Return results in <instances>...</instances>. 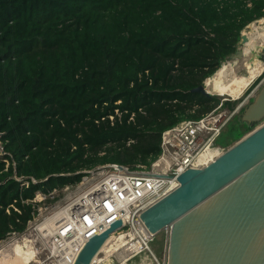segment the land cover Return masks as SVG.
<instances>
[{"label": "trees", "instance_id": "16d2710c", "mask_svg": "<svg viewBox=\"0 0 264 264\" xmlns=\"http://www.w3.org/2000/svg\"><path fill=\"white\" fill-rule=\"evenodd\" d=\"M261 19L264 0H0V243L37 218L38 193L99 166L150 167L165 131L221 105L193 90ZM242 114L215 148L258 126Z\"/></svg>", "mask_w": 264, "mask_h": 264}, {"label": "water", "instance_id": "95a60500", "mask_svg": "<svg viewBox=\"0 0 264 264\" xmlns=\"http://www.w3.org/2000/svg\"><path fill=\"white\" fill-rule=\"evenodd\" d=\"M248 42L242 35V44ZM254 56L238 51L232 60L250 62ZM193 93L212 96L206 85ZM242 119H264V85ZM178 182L176 190L140 216L154 235L172 227L168 264H264V124L205 168L186 171ZM119 226L92 238L76 264H92Z\"/></svg>", "mask_w": 264, "mask_h": 264}, {"label": "built area", "instance_id": "2783aa9c", "mask_svg": "<svg viewBox=\"0 0 264 264\" xmlns=\"http://www.w3.org/2000/svg\"><path fill=\"white\" fill-rule=\"evenodd\" d=\"M258 23L263 26L264 19L249 25L242 35L248 34L247 30ZM222 105L200 120H188L165 131L161 138V154L150 167L99 166L82 171L83 178L75 184L74 190L73 184L49 195L38 193L41 201L55 200L63 195L55 212L43 223L46 225L43 235L49 236L51 241L48 264H76L89 241L109 231L118 222L120 226L110 236L131 237L130 244L114 254L98 253V264L110 258L112 262L116 260L118 264H128L144 253H149L158 262L151 248L157 235L149 232L140 216L176 190L182 174L190 169L205 168L225 152L214 147V142L231 119H226L227 114L221 111ZM209 149L218 150L220 155L209 164H204L202 156ZM171 229L170 226L163 231L167 238L163 264H168Z\"/></svg>", "mask_w": 264, "mask_h": 264}, {"label": "rangeland", "instance_id": "374dc122", "mask_svg": "<svg viewBox=\"0 0 264 264\" xmlns=\"http://www.w3.org/2000/svg\"><path fill=\"white\" fill-rule=\"evenodd\" d=\"M247 31H248L247 32L248 34L246 35H248V37L250 38V41L247 44L243 45L240 51H243L245 56H247L249 53L252 52L255 55L254 58L250 62H248L245 58L242 60L229 59L228 60L229 64L225 62L221 66L220 72L217 73V74H220L222 72L223 80L225 81L224 83H222L220 90L230 88L232 89L230 91V94H233V95H236V93H238L237 88L240 87L241 89H244V87L248 85L251 80H256L257 78H259L260 77L259 74H261L264 71V60L261 59L262 51L264 50L263 48L264 46V23H263V26H261V24L258 23L254 25L252 28L248 29ZM236 77L238 78L237 83L234 80V78ZM262 84H264V76L261 82L259 83V85L254 90L247 93V91L249 90L251 86L250 85L248 90L247 91L244 90L242 94L235 100L229 97H221L220 92H218L217 88L216 90H213V93L211 92L210 94H212L213 96H218L221 100V103H225L227 101L235 102L240 99L239 101H237L236 109L233 112L229 111V109L221 108V111L227 114L226 119L231 117L230 122L233 121L231 123V125L233 126L238 122L239 118L237 117L241 115L242 109H240L239 111L238 109L239 108L245 109L248 106V104L250 103L249 96L257 92L258 88L262 86ZM257 93H255V97ZM234 113L235 115L232 117V114ZM263 124H264V119L258 122L257 127H260ZM227 135H228V132L225 133L223 138L225 139L228 138ZM238 136H239V130L235 132L233 137L238 138ZM228 141L230 142L231 139ZM228 149H224V151ZM1 151L2 149H1V144H0V157L3 156V152L1 153ZM74 189H75V184L72 187V190ZM62 197L63 195H60V196H57L55 200L48 199V200L41 201V197L36 196V199H35L36 202L41 204L40 209H39V216L33 222L29 224L28 229L24 234H17L16 236L15 235L11 236L7 240L1 242L0 252L1 250L4 249L7 243L8 244L11 243V240L13 239L15 240L17 236H18L17 239L23 236H28L30 237L31 240L34 241L33 245L31 246L33 248V251L37 253L36 263H32V264H48L49 263L48 261L49 249H50L51 241H50L49 236H44L43 235L44 232H41L38 228L45 222L47 218H49L55 212V210L57 209V206L59 205V200ZM163 238L165 239L164 247H163ZM151 248L156 258L158 259V262L149 253H144L138 256L137 258L131 260L128 264H163L165 261L166 248H167V238L164 232H161L160 234L157 235L155 241L151 243ZM10 252L11 250L9 251V248H8V251L6 250L3 254H0V260L4 257V255ZM100 258L102 259L103 256H100ZM105 263L106 264L107 263L108 264H118L116 260H113L112 262V258H110L107 262H103V264Z\"/></svg>", "mask_w": 264, "mask_h": 264}, {"label": "bare ground", "instance_id": "6f19581e", "mask_svg": "<svg viewBox=\"0 0 264 264\" xmlns=\"http://www.w3.org/2000/svg\"><path fill=\"white\" fill-rule=\"evenodd\" d=\"M229 71V70H228ZM235 82H238V78H234ZM225 81L223 80L222 72L220 74H216L214 77L209 78L206 87L208 92H212L213 90H218L220 92L221 97H229L233 98L234 100L238 98L241 94L243 89L240 87L238 89V93L236 95L230 94L232 89L226 88L224 90H220L222 83ZM241 91V92H240ZM220 155L219 151L216 149H209L203 156L202 161L204 164H209V162L214 161ZM54 227V224H52ZM41 232L46 231V225L42 224L38 228ZM49 231H51L49 229ZM50 233V232H49ZM16 236V235H15ZM18 238V236H17ZM11 240V243H7L3 250H1L0 254H3L6 250H11L10 253L4 255V257L0 260V264H32L36 263L37 253L33 251L31 245H33V240L30 239L28 236H23L19 239ZM131 238V237H130ZM130 238L124 235L120 236H110L106 239L104 245L101 247L98 253L108 252L110 254H114L115 252H119L129 246ZM13 241V242H12ZM109 256V255H107ZM98 257L94 258L93 264H98ZM106 264V263H105ZM108 264V263H107Z\"/></svg>", "mask_w": 264, "mask_h": 264}, {"label": "crops", "instance_id": "0c3cea01", "mask_svg": "<svg viewBox=\"0 0 264 264\" xmlns=\"http://www.w3.org/2000/svg\"><path fill=\"white\" fill-rule=\"evenodd\" d=\"M253 81H254V80H251V81L249 82V84L246 85V86L244 87L243 91L246 90V89L251 85V82H253ZM263 85H264V84H262V86H263ZM262 86H260V87L258 88L257 92H259V90H260V88H262ZM247 90H248V89H247ZM247 90H246V91H247ZM243 91H242V92H243ZM257 92H255V93H257ZM245 93H246V92H245ZM255 93H254V94L252 93L253 95H250V96H249V101H250V103L248 104V106L253 102V100H254V98H255ZM257 94H258V93H257ZM248 106H247V107H248ZM247 107H246V108H247ZM246 108H245V109H246ZM240 109H242V110H241V113H243L244 110H245V109H243V108H240ZM240 109H239V110H240Z\"/></svg>", "mask_w": 264, "mask_h": 264}]
</instances>
